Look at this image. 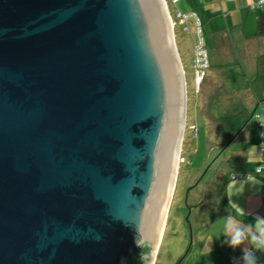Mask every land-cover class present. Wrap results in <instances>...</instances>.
I'll return each instance as SVG.
<instances>
[{
    "label": "water",
    "instance_id": "1",
    "mask_svg": "<svg viewBox=\"0 0 264 264\" xmlns=\"http://www.w3.org/2000/svg\"><path fill=\"white\" fill-rule=\"evenodd\" d=\"M166 7L0 0V264H153L186 121Z\"/></svg>",
    "mask_w": 264,
    "mask_h": 264
},
{
    "label": "rangeland",
    "instance_id": "2",
    "mask_svg": "<svg viewBox=\"0 0 264 264\" xmlns=\"http://www.w3.org/2000/svg\"><path fill=\"white\" fill-rule=\"evenodd\" d=\"M169 8L173 15L171 5ZM168 19L177 49L183 55L190 54L194 40L180 26L176 27V21ZM187 26L190 34L195 33V24L187 23ZM218 49L212 46L214 58L209 57L211 60L198 86L187 55L181 54L188 95L186 121L176 155L179 162L176 182L166 223L161 229V242L155 245L153 264H183L184 257L205 250L206 245L199 240L217 233L218 225L226 218L222 182L233 169L231 155L242 153L241 141H228L230 132L226 123L235 124V132L240 127L236 121L251 124L252 118L244 115L247 100L243 96L248 87L252 101L256 102L258 91L257 78L247 72L243 46L236 43L226 54ZM208 89L210 93L206 92Z\"/></svg>",
    "mask_w": 264,
    "mask_h": 264
},
{
    "label": "crops",
    "instance_id": "3",
    "mask_svg": "<svg viewBox=\"0 0 264 264\" xmlns=\"http://www.w3.org/2000/svg\"><path fill=\"white\" fill-rule=\"evenodd\" d=\"M255 1L257 0H178L176 6L168 4L166 7L169 18L176 21V27L177 25L182 26L177 22V13L196 14L200 21L205 37V46L210 58H214L211 55L212 46L218 49L219 45L218 51L221 54L230 52L229 49L234 47L236 43L243 46L248 65L247 72L257 78L258 91L256 92V102L252 101V92L248 90V87H246L245 96H243L247 100L244 103V115L252 118V125L236 121L238 125L245 123V127L232 139L234 142L241 141L239 147L242 145V153L236 155L239 153L237 151L231 155L233 156V169L225 175L226 177L222 182L225 221L222 222V225L221 223L218 225L220 230L216 231L217 233L199 240V243L206 245L205 250L200 249L199 252L194 253V256L184 257L183 264H231L229 259L240 256L247 248L254 250L253 255L256 264H264V251L255 249L249 239H245L241 245L233 247L230 245V235H225L228 219L235 220L237 225L244 228L249 235L257 233L256 218L264 219V172H255V168L261 162V154L258 150L260 130L256 119L253 117L255 111L264 109V89L261 87L262 83L258 82V75L264 68V34L257 33L256 24L257 16L264 12V8H252V3ZM170 5L173 8V15L169 10ZM185 23L194 25L195 19L193 16L189 17ZM177 50L180 55L179 49ZM192 55L193 47L190 54L189 52L182 54L190 64ZM181 63L184 65L182 60ZM253 89L255 90L254 87ZM206 92L210 93L209 89ZM226 124L229 125L227 130L230 132V137L233 138L237 127H234L235 124L231 121ZM233 174H247L248 177L232 179L231 175ZM239 264H247V262L243 261Z\"/></svg>",
    "mask_w": 264,
    "mask_h": 264
},
{
    "label": "trees",
    "instance_id": "4",
    "mask_svg": "<svg viewBox=\"0 0 264 264\" xmlns=\"http://www.w3.org/2000/svg\"><path fill=\"white\" fill-rule=\"evenodd\" d=\"M177 2H178V0L176 1V3L174 4V6H176V4H177ZM259 2V0H257V1H255L254 3H252V8H254V9H256V8H264V5L262 4V3H258ZM177 11H179V10H177ZM180 12V11H179ZM181 13V12H180ZM181 14H184V15H186V18H185V20H184V22H180V21H177L178 22V24H181L182 26V28H181V30L184 32V33H186V34H188L189 36H190V38L192 39V40H195V43H194V45H193V55H192V61H191V64H190V66H191V68H192V71H193V73H195V68H196V66H197V63H196V48H197V46H198V35H197V25H196V20H195V28H196V31H195V33H193V34H190L189 33V28H188V26H187V24L185 23L186 22V20L189 18V17H192V13H181ZM194 19H195V17H193ZM183 24H184V26H183ZM256 24H257V33L258 34H264V12H261V13H259V15L257 16V20H256ZM178 26V25H177ZM176 30V29H175ZM180 30V31H181ZM200 30H201V33H200V37L202 38V41H203V47H204V49H205V51H206V54H207V66H206V68L208 67V64H209V54H208V51H207V49H206V46H205V37H204V34H203V32H202V28H201V25H200ZM181 31V32H182ZM180 52V51H179ZM182 53H180V55H181ZM181 60H182V56H181ZM184 66V65H183ZM184 68V67H183ZM205 68V69H206ZM205 69H204V72H205ZM184 72H185V69H184ZM203 75H204V73H203ZM193 82H194V80H193ZM258 82L259 83H262V85H261V87H262V89H264V68H262L261 69V72L259 73V75H258ZM186 86H187V83H186ZM195 83H194V92H195ZM186 96L188 97V95H187V90H186ZM187 97H186V102H187ZM258 114H263L264 115V109L263 108H261V110L259 111H255L254 112V114H253V117L256 119V122H257V124H258V127H259V130H260V135H261V132H262V130H263V127H264V125H262V123L261 122H264V116H263V121H260L259 122V120L257 119V115ZM244 127H245V123H243L242 125H240V127H239V129H238V131H236L235 132V136L232 138V137H229L230 139L228 140V141H232V139H234L243 129H244ZM260 144H261V138H260ZM259 148H260V146H259ZM259 148H258V150H259ZM261 154V153H260ZM263 158H264V155L263 154H261V162H262V160H263ZM256 173H262V172H264V171H259V172H257V171H255ZM245 176L247 175V174H244ZM247 250V249H246ZM245 250V251H246ZM244 251V252H245ZM244 252L240 255V256H234V257H242L243 256V254H244ZM231 259V258H230ZM230 259H229V261H230ZM243 261H245V259H243L241 262H243ZM241 262H239V263H241ZM230 263H231V261H230ZM238 263V264H239ZM232 264V263H231Z\"/></svg>",
    "mask_w": 264,
    "mask_h": 264
},
{
    "label": "built area",
    "instance_id": "5",
    "mask_svg": "<svg viewBox=\"0 0 264 264\" xmlns=\"http://www.w3.org/2000/svg\"><path fill=\"white\" fill-rule=\"evenodd\" d=\"M163 1L167 6V3L174 5L177 0H163ZM166 1H167V3H166ZM258 3H261L260 0ZM262 4H264V3H262ZM192 16L195 17L196 25H197V35L199 37L198 38V46L196 48V53H195L196 54V63H197V66L195 68V76H196V82H197V86H198L199 82L202 79L204 69L206 68L208 62H207V54H206V51L203 47V41H202V38L200 37V33H201L200 21H199L198 17L196 16V14H192ZM185 18H186V15L177 13V21L184 22ZM263 116H264L263 114L257 115V119L259 120V122L263 121ZM260 138H261V144H260L259 152L264 155V127H263V130L261 132ZM255 171H257V172L264 171V158H263L262 162H260L259 165L255 168ZM242 177H248V175H246V176L244 174H233V175H231L232 179H239ZM248 251L254 253V250L252 248H247V250L245 252H248ZM245 252H244L242 257H231V259H230L231 263L232 264H238L239 262H241L244 259Z\"/></svg>",
    "mask_w": 264,
    "mask_h": 264
},
{
    "label": "clouds",
    "instance_id": "6",
    "mask_svg": "<svg viewBox=\"0 0 264 264\" xmlns=\"http://www.w3.org/2000/svg\"><path fill=\"white\" fill-rule=\"evenodd\" d=\"M260 2L264 3V0H260ZM262 125H264V122H262ZM256 227H257V233L249 235V233L244 228L239 227L237 225L235 220L228 219L227 224L225 226V235H230L231 237L230 245L233 247L239 246L242 244V242L245 239H249L250 243L253 245L255 249L264 251V219L257 217ZM244 259L247 262V264H256L255 256L250 251L245 252Z\"/></svg>",
    "mask_w": 264,
    "mask_h": 264
},
{
    "label": "bare ground",
    "instance_id": "7",
    "mask_svg": "<svg viewBox=\"0 0 264 264\" xmlns=\"http://www.w3.org/2000/svg\"><path fill=\"white\" fill-rule=\"evenodd\" d=\"M169 29H170V27H169ZM174 177H175V173H174V176H173L172 181H171L172 185L174 182ZM168 185H169V182H167V184L165 183V187H164L165 189L162 192V197L158 203V208H157V211L155 214L156 221H154L153 227H152L153 233H158V238H160L161 229L163 228V225H164L165 214H166L167 206H168L169 199H170L171 192H172V185L170 186V188H168ZM153 257H154V255H153ZM153 257H152V259H153Z\"/></svg>",
    "mask_w": 264,
    "mask_h": 264
}]
</instances>
